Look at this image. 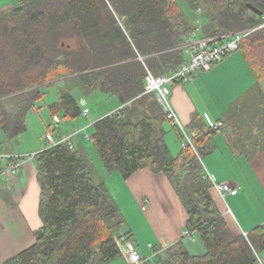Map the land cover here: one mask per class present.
<instances>
[{
	"label": "trees",
	"instance_id": "1",
	"mask_svg": "<svg viewBox=\"0 0 264 264\" xmlns=\"http://www.w3.org/2000/svg\"><path fill=\"white\" fill-rule=\"evenodd\" d=\"M185 1L204 16L202 24L190 22L177 0H19L0 12V127L8 139L17 138L44 94L42 87L59 77L64 83L49 105L47 130L56 138L69 132L61 133L59 123L53 126L54 116L70 119L89 111L78 104L74 86L84 96L100 91L116 97L120 106L92 123L90 139L104 171L123 179L143 167L164 173L186 210L185 229L205 247L192 254L180 239L146 264H264V225L246 234L233 227L211 194L213 180L202 163L217 146L220 129L247 157L264 149V0ZM236 32L244 33L236 50L254 84L216 128L193 113L187 130L196 133L194 147H181L174 155L165 126H176L155 92L145 91L147 72L168 75L187 61L189 41H222ZM82 130L52 146L44 135V147L28 159L37 164L42 223L33 232V244L4 264H112L122 256V241H132L106 182L93 176Z\"/></svg>",
	"mask_w": 264,
	"mask_h": 264
},
{
	"label": "crops",
	"instance_id": "2",
	"mask_svg": "<svg viewBox=\"0 0 264 264\" xmlns=\"http://www.w3.org/2000/svg\"><path fill=\"white\" fill-rule=\"evenodd\" d=\"M18 2L19 0H0V12L13 8ZM235 53L226 56L210 70L200 71L192 80L170 86L171 107L189 134L192 132L187 130V126L193 113L200 114L210 126L220 120L231 104L254 84L255 78L244 58ZM119 106L118 101L106 112ZM165 129V140L169 148L174 147L173 132L179 139L178 128L167 123ZM215 138L217 146L205 155L206 163L208 160L205 169L213 181L227 182L237 190L235 194L225 193V198H229L238 214L234 218L237 227L246 233L258 224L264 225V149H259L246 158L227 130H218ZM170 150L172 153L175 151ZM30 151L34 152L36 149ZM242 159L244 161L241 164ZM237 162H240V166H237ZM228 165L233 170L232 173L226 170ZM37 174L36 162L28 160L17 173L0 180V264L33 244V232L42 223L38 214L40 186ZM116 175V187L111 189L108 184L107 186L119 208V204L132 202L134 205L140 204L145 212L142 224L147 234L143 235L141 232L138 234L135 225L122 213L136 248L142 246L141 238L147 241L141 255L152 261L174 242L182 239L184 243L187 213L167 176L162 172L155 173L149 167L137 170L127 179ZM240 191L245 193L244 196ZM251 191L254 199L251 198ZM211 194L221 210L226 207L230 210L216 189H211ZM194 234L192 233V237ZM119 259L127 263L123 254Z\"/></svg>",
	"mask_w": 264,
	"mask_h": 264
},
{
	"label": "rangeland",
	"instance_id": "3",
	"mask_svg": "<svg viewBox=\"0 0 264 264\" xmlns=\"http://www.w3.org/2000/svg\"><path fill=\"white\" fill-rule=\"evenodd\" d=\"M177 2L190 22H194L195 19H199V22L202 24L205 21L204 16L196 15V13L190 9L189 5L185 0H177ZM67 41L69 42L70 39H67ZM233 53L237 54L238 56L240 55V53L237 50L232 51L230 54ZM63 83H64L63 78L59 77L58 79L53 80L50 83V85H45L42 87V91L44 94L39 100L36 101L35 107L27 113L26 116L27 127L21 134L17 136V138L12 140L8 139L0 127V152L11 151L17 154H28L31 152L30 151L31 149H36V151H38L44 147L45 140L43 136L48 130V125L52 123L49 105L57 100L58 87L62 86ZM261 83L264 89V79L262 80ZM71 92L76 97L78 104L82 108L86 107L89 111L87 114L82 113L70 119L69 118L62 119L61 114H59L58 115L60 118L59 130L61 131V133H67L73 131L74 129L84 128V130L81 131L82 133L80 134V136L81 138H83V134H85V136H88L85 138L86 140L84 139L85 141L83 142V144L85 146V150L87 151L89 157L92 160L93 176L97 181L100 179H104L106 184H108L109 187L113 189L117 185L116 174L119 173H113L107 175V173L104 171V167L98 156V153L96 152V150L92 145L90 136L93 131V124H92L93 121L99 118L103 113H105L109 109V107H111V105H114L116 102H118V100L116 97L106 96L100 91H95L88 96H84L81 89L78 86H74ZM115 100L116 102L114 103ZM173 134H174V147L171 146L170 148L175 149V151H178L181 148L180 139H178V137L174 132ZM73 142L75 143L76 139H74ZM175 151L173 152L174 155H176L177 153ZM205 157L206 156H203L202 158L204 167L208 163V160L206 163L204 159ZM245 157L248 158L246 155ZM243 161L244 160L242 159L241 164L243 163ZM238 165L240 166V162H237V166ZM226 170L230 173L233 172V170L229 168V165L227 166ZM240 192L244 196L245 193L243 191ZM219 195L222 198L225 205L227 204L230 208V210L227 207L224 209V215L226 216L230 224L233 226L236 224L234 218L236 219L238 217V214L235 212L229 198L228 197L225 198V193L224 194L219 193ZM250 195L251 198L253 197L254 199V195L252 191ZM246 200L248 201V204L250 205L251 209H253V205L249 202L250 200H248V198ZM119 205L122 213H124L126 217H128V221L130 220L131 224L133 226L135 225V229L137 230L138 234L139 232H141L142 235L146 233L145 227L142 224V220L143 218H145L144 217L145 212L142 206L140 204L134 205L132 202H128L127 204L123 203ZM253 212L255 213V211ZM235 227H237V225H235ZM193 238H194L193 241H191V239H189L188 237L184 238V245L186 249L192 254L203 253L205 251L203 242L201 241V239L197 234H194ZM141 239L142 240H140V242L142 246L141 247L138 246L139 247L138 250L139 252L142 253V251L144 250V244L147 243V241L143 240V238ZM112 264H126V263L123 261V259L117 258L116 261H114Z\"/></svg>",
	"mask_w": 264,
	"mask_h": 264
},
{
	"label": "built area",
	"instance_id": "4",
	"mask_svg": "<svg viewBox=\"0 0 264 264\" xmlns=\"http://www.w3.org/2000/svg\"><path fill=\"white\" fill-rule=\"evenodd\" d=\"M244 33L236 32L228 38H223L222 41L213 40V38H198L189 41L187 44L189 46L187 53L188 59L185 63L181 64L175 71L168 75L154 76L151 72H147L145 77V91H154L157 99L162 105L166 112L167 118L182 132V139L180 145L183 148L187 146L194 147L193 136L196 134L192 132L189 134L182 122L180 121L178 115L175 113L171 107L169 101L170 86L173 83L179 81L192 80L199 71H208L212 68L215 63L220 62L224 56L238 48L239 41ZM87 112V109H84ZM55 127L60 118L54 116ZM220 123L215 122L211 124V128H216ZM72 135V132L55 137L51 131L46 132L45 140L48 146L58 144L60 142L67 141ZM35 152L30 154H14V153H0V180L5 176L14 175L20 165L28 161L30 158H34ZM214 188L220 193H230L235 194L236 189H233L231 185L227 182H215L213 181ZM246 234V233H244ZM183 235L190 238L192 241V233L184 229ZM122 254L125 256L128 264H146L148 258L141 255V253L136 248L135 244L130 240H124L120 244Z\"/></svg>",
	"mask_w": 264,
	"mask_h": 264
},
{
	"label": "water",
	"instance_id": "5",
	"mask_svg": "<svg viewBox=\"0 0 264 264\" xmlns=\"http://www.w3.org/2000/svg\"><path fill=\"white\" fill-rule=\"evenodd\" d=\"M248 6H249L251 9L257 11L253 6H251V5H248Z\"/></svg>",
	"mask_w": 264,
	"mask_h": 264
}]
</instances>
